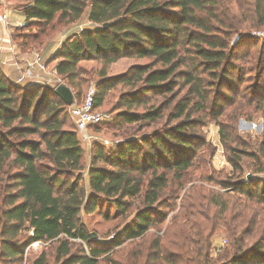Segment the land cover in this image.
<instances>
[{"label": "trees", "instance_id": "1", "mask_svg": "<svg viewBox=\"0 0 264 264\" xmlns=\"http://www.w3.org/2000/svg\"><path fill=\"white\" fill-rule=\"evenodd\" d=\"M14 1L25 20L12 34L20 52L45 46L55 32L82 18L92 23L68 35L50 60L58 59L56 73L71 89L74 103L81 101L77 97L88 82L84 61L99 64L96 110L109 91L127 87L105 121L130 136L111 146L94 142L83 174V148L69 123L70 105L51 87L15 83L0 66V264L22 263L34 241L43 247L25 264H117L114 248L124 240L144 238L162 222L167 214L160 208L170 207L167 200L195 175L201 181L213 180L207 177L204 160L202 165L195 160L197 115L208 109L216 117L224 101L221 90L235 89L232 35L239 30L238 21L249 29L263 25L264 0ZM226 1L234 2L238 12L228 11ZM122 57L147 61L107 76L109 66ZM102 123L92 124L90 130L100 129ZM219 131L225 142L224 126ZM257 147L263 162L253 163L252 170L259 173L264 169V135ZM226 150L235 173L247 166L244 157H255L245 148ZM215 183L222 192L187 188L179 208L182 221L177 224L178 216L173 215L171 227L178 232L185 225L202 230V244L192 251L206 260L211 235L223 227L230 250L217 264H264V223L260 226L258 218L264 209V179L247 174ZM196 200L205 225L196 220V212L187 213ZM101 203L109 205L103 216L113 207L116 217L126 221L109 242L94 241L81 217L96 209L101 213ZM236 206L242 210L235 212ZM254 229L263 235L251 240ZM166 240L154 238L148 264H172L163 251L159 254ZM138 259L127 264H138ZM184 264H190L189 258Z\"/></svg>", "mask_w": 264, "mask_h": 264}, {"label": "rangeland", "instance_id": "2", "mask_svg": "<svg viewBox=\"0 0 264 264\" xmlns=\"http://www.w3.org/2000/svg\"><path fill=\"white\" fill-rule=\"evenodd\" d=\"M15 2L16 1L14 0H4L3 9L7 11L14 10L16 4ZM225 3L230 8L228 11H231L233 14L238 12L234 2L231 3V1H226ZM239 15L237 14L238 20L240 19ZM12 17L13 14H8L9 23H11L9 32L11 34V39L12 34L15 32L14 28L25 23V20L23 19H12ZM238 24L240 27H235V29L239 30L236 32V34L234 33L232 35L231 42V47L233 48L231 63L234 65L231 76L235 80V89L233 91L227 89L221 90V92L223 91L224 94V101L220 103V106H217L219 109L216 111H219L220 114H218L216 117H214L213 114L211 115V110L208 109L205 112L197 115L199 124L197 125L195 132L200 138H198L199 140H195V144H199L195 151V160L196 162L199 161L201 165L202 159L204 160V164L208 168L207 177H210L213 180L209 181L208 179L204 178L201 181L198 179L197 175H195L193 181L188 183L182 191L180 190L179 192L175 193L173 197L167 200V203L170 205V207L160 208L161 212L167 214L166 218L162 222L148 229L144 238L132 241L124 240L121 242V244L114 248L112 259L115 263L127 264V261L137 257L139 258L138 264H148L150 254H153L154 250L152 247V242L156 237H160L162 240L167 239L166 242L163 241L159 254H161L163 251L165 256L171 258L170 261L172 264H184L186 258H189L190 264H207V262L208 264H217L218 262L225 260L223 254L226 250L228 252L230 250V239L225 234L223 227H217V229H215L214 233L211 235V243L208 249L206 260L204 257H202V255L199 256L196 254V252L192 251V248L199 247L202 244V230L200 231L198 228L190 229L187 227V225H185L184 231L178 232L175 227H171L172 225L170 223V218L176 214L178 216L177 224L182 221V210H179L181 198L185 193L184 191L190 186H196L197 188L203 186L205 188L204 193H215L223 191V189H221L219 185L215 183V181L221 182L222 180H226L228 177L235 180L239 178H245L247 174H252L254 178L256 177L259 179H264V169L259 173L252 170L253 163L257 161L263 162V157H259L257 155V143L264 135V22L262 26L254 29H249L245 25L247 24L245 22L241 23L238 21ZM88 26H92V23L88 22L86 18H82L74 24L67 25L59 29L54 33L53 39L48 41L43 47L34 48L33 46L24 52H20L16 47H14L15 56L21 60L23 57L30 59L34 54L38 53L42 59L47 62L48 70H51L58 61V59L50 60V56H52L54 50L60 46V43L68 35ZM32 30L34 31L35 29ZM242 32L248 33L242 34ZM247 35L250 37L239 41L240 37ZM146 61V58H119L109 66L107 76L121 74L125 72L130 65L140 64ZM82 64L88 73V82L85 84L82 92L77 97L78 101L82 100L87 87L90 84L94 85L98 80L96 69H98L99 64L96 61H84ZM20 65L24 66V64ZM15 72L16 73L10 75V77L13 79H15L18 75V70ZM45 75L49 76L48 74ZM60 83H64L66 85L62 79ZM126 88L127 87L118 85L115 89H112L105 95L103 103L98 109L104 114L103 121L105 124L102 123L103 125H100V129L95 131L90 130V127L88 128V131L93 135L91 141H84L81 139V137H79L83 148V164L85 168L83 170V174H85L90 163L91 147L94 142H101L104 146H111L123 137L130 136V133H128L129 131H125L124 128L117 129L107 126L105 121L112 112L118 94ZM260 90L263 91L262 95ZM227 96H229V98ZM154 98L156 101L159 100V97H153V99ZM212 105V103H209L208 107H212ZM69 110L70 107L68 108L69 123L74 126V122L70 116ZM240 120H242L244 124L248 122L252 123V127L247 128L244 125L240 126ZM221 125L224 126L226 130L225 142H223L224 136L219 131ZM142 132H144V130ZM104 140H108V144H105ZM229 146L236 147L238 149L245 148L248 152L255 154V157H244V161L247 165L244 166V170L237 171V173L233 171L232 165L228 160L229 153L226 150V148ZM196 172L199 171L196 170ZM239 173L240 175H238ZM241 202L242 200L239 201V206H242ZM101 204V213L96 209L88 214L82 212L81 217L86 224L89 233L95 234V236L92 237L94 241L109 242L115 237V234L126 221L124 222L121 217H116L117 215L115 214L113 207H111L108 216H103V214H106L109 205L106 203ZM211 207L212 209L219 208L218 206L215 207L213 205H211ZM199 208L200 203H198V200H196L194 207L187 210V213L190 214L192 212H196V220L202 222L203 225H205L206 220L204 217H200L198 214ZM254 208H256L255 205H249V209L253 210ZM249 209L248 216L251 213V210ZM240 210H242V208L236 206L235 212ZM263 212L264 209L262 210V214H260L258 217L260 226H262L264 223ZM130 217H132V214H130L127 219ZM260 226L257 225L256 227ZM263 234L262 230L254 229L251 240L258 238ZM42 247L43 244L39 245L37 248H31L28 250L26 249L24 254L25 260L23 259L22 263L12 264H25L26 259L28 260L36 256ZM157 263L162 264L159 260L156 261V264ZM149 264H155V261H151Z\"/></svg>", "mask_w": 264, "mask_h": 264}, {"label": "built area", "instance_id": "3", "mask_svg": "<svg viewBox=\"0 0 264 264\" xmlns=\"http://www.w3.org/2000/svg\"><path fill=\"white\" fill-rule=\"evenodd\" d=\"M4 5V0H2ZM0 24L3 29L4 37L6 38L5 47L0 46V51L4 50L11 56L10 64L12 68L18 70V75L14 79L18 84H38L51 88H55L61 81V77L56 73L55 67L48 70L47 62L36 53L32 58L28 59L23 57L17 59L15 57L14 43L11 39L9 18L7 11L0 12ZM23 25V24H22ZM14 56V58H13ZM20 64H24L21 66ZM33 69H36L35 71ZM48 74L49 76H46ZM95 88L93 84L87 87V90L79 103H73L70 105V116L74 122V126L81 139L84 141H91L93 135L88 131V128L92 124L100 123L104 120L103 112L94 108ZM105 144H108V140H104ZM42 245L39 241L32 242L29 247L37 248ZM28 247V248H29Z\"/></svg>", "mask_w": 264, "mask_h": 264}, {"label": "crops", "instance_id": "4", "mask_svg": "<svg viewBox=\"0 0 264 264\" xmlns=\"http://www.w3.org/2000/svg\"><path fill=\"white\" fill-rule=\"evenodd\" d=\"M3 8H4V5L2 3V0H0V12L1 13L4 12V10H5ZM5 11H7V10H5ZM7 14H13L12 19L15 18V19H20V20L23 19L24 20V16H23V13H22L20 8H14V10L7 11ZM5 42H6V38L4 37L3 29L0 25V46L5 47ZM10 60H11L10 54L6 53V51H4V48H3V51H0V66L3 70V72L7 76H10L11 74L16 73L15 72L16 70L13 69L11 64L9 63ZM33 70L35 71L36 69H33ZM10 78H12V77H10Z\"/></svg>", "mask_w": 264, "mask_h": 264}, {"label": "water", "instance_id": "5", "mask_svg": "<svg viewBox=\"0 0 264 264\" xmlns=\"http://www.w3.org/2000/svg\"><path fill=\"white\" fill-rule=\"evenodd\" d=\"M108 24L104 23L103 26L106 27ZM54 93L59 96L64 103H66L67 105H72L74 103V98H73V94L71 89L65 85L64 83H59L54 89H53ZM240 126H245L247 128H251L252 127V123L248 122L245 123L240 120L239 123ZM250 177V175L248 176ZM93 236H95V234H93Z\"/></svg>", "mask_w": 264, "mask_h": 264}]
</instances>
